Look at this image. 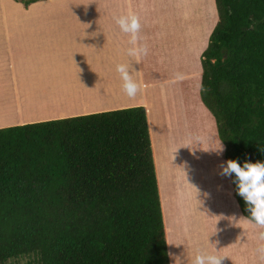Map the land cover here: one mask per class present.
I'll return each instance as SVG.
<instances>
[{
    "label": "crops",
    "instance_id": "obj_1",
    "mask_svg": "<svg viewBox=\"0 0 264 264\" xmlns=\"http://www.w3.org/2000/svg\"><path fill=\"white\" fill-rule=\"evenodd\" d=\"M130 13L147 54H128L130 34L115 18ZM217 19L215 0H0V129L144 107L168 253L183 264L197 250L222 264H264V228L241 219L199 94L201 53ZM119 64L130 65L134 97Z\"/></svg>",
    "mask_w": 264,
    "mask_h": 264
},
{
    "label": "trees",
    "instance_id": "obj_2",
    "mask_svg": "<svg viewBox=\"0 0 264 264\" xmlns=\"http://www.w3.org/2000/svg\"><path fill=\"white\" fill-rule=\"evenodd\" d=\"M215 5L200 99L226 161L264 163V0ZM21 259L169 264L144 107L0 129V264Z\"/></svg>",
    "mask_w": 264,
    "mask_h": 264
},
{
    "label": "clouds",
    "instance_id": "obj_3",
    "mask_svg": "<svg viewBox=\"0 0 264 264\" xmlns=\"http://www.w3.org/2000/svg\"><path fill=\"white\" fill-rule=\"evenodd\" d=\"M116 24L120 30L124 33L130 34L129 43L133 47L128 49L130 56H136L138 54H147V47H137L138 33L140 31L139 19L135 14L122 15L115 18ZM116 71L120 73L123 81L122 87L124 92L129 97H134L139 90L138 84L129 75L130 65L119 64L116 67ZM196 142H200V138H195ZM218 151H223L221 144ZM220 175L225 177H233V183L236 185L237 194L242 197L246 204V210L250 213L249 218H241L248 220L254 225L264 228V163L256 162H244L242 165L236 160H227L220 166ZM194 189V188H193ZM197 193V190L194 189ZM198 194V193H197ZM240 219V220H241ZM259 241L264 242V231L258 234ZM257 252L261 258L264 259V243H262ZM169 257L173 259L174 264H183V261L179 256L173 253H168ZM225 257L218 255H210L200 250L192 258L191 264H222Z\"/></svg>",
    "mask_w": 264,
    "mask_h": 264
},
{
    "label": "rangeland",
    "instance_id": "obj_4",
    "mask_svg": "<svg viewBox=\"0 0 264 264\" xmlns=\"http://www.w3.org/2000/svg\"><path fill=\"white\" fill-rule=\"evenodd\" d=\"M196 87V86H195ZM221 144V143H220ZM221 146H222V144H221ZM223 147V146H222ZM7 264H27L26 263V259H21V260H17V261H10V262H8Z\"/></svg>",
    "mask_w": 264,
    "mask_h": 264
}]
</instances>
